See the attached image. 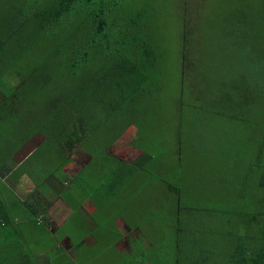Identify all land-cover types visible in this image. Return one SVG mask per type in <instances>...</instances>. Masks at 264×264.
<instances>
[{
	"label": "trees",
	"instance_id": "trees-1",
	"mask_svg": "<svg viewBox=\"0 0 264 264\" xmlns=\"http://www.w3.org/2000/svg\"><path fill=\"white\" fill-rule=\"evenodd\" d=\"M234 1L230 27L224 32L225 44L228 49L241 50V54L231 59L217 78L212 77L216 80L224 75L214 102L220 104L221 119L229 125H224L226 137L219 142V149L210 139L202 141L213 151L195 155V165L188 163L183 138L174 144L165 142L167 138L163 140L157 131L159 109L155 107L159 106L169 51L157 13L159 4L166 0H0V124L5 130H0V138L8 133L15 135L13 142L5 136L9 143L4 142L0 149V161L7 166L0 176L13 175L17 182L25 175L35 184L34 199L41 208L23 201L28 210L24 215L30 222L42 226L39 212L47 219V210L52 206L47 202V190L54 197L67 195L69 201V188L60 189L72 182L79 188V194L74 195L76 209L90 201L104 212L102 205L107 198L124 201L130 205L127 211L133 206L136 209L139 195L145 190L139 186L150 183L146 175L151 165L158 164L151 172L161 185L167 183L163 163L170 161L175 165L172 187L179 195L176 217L192 216L184 231L191 236L184 244L193 256L182 260L183 264H264V0ZM184 3L186 6L187 1ZM204 7L205 2L196 10L199 20H191L197 28L205 23ZM185 10L181 13L186 19L179 37L189 49L196 33L188 36L191 17ZM195 49L193 45V53ZM182 69V81L187 82L190 76H186L183 66ZM227 76L235 79L228 83ZM186 96L179 99L187 100ZM186 104L181 101L178 106ZM17 110L26 117H19ZM214 122L219 124L220 119ZM179 124L182 128V114ZM25 126L36 129L31 131ZM77 127L89 131L82 145L91 154L92 162L71 178L66 170L71 160L61 145L72 147L77 141ZM237 131L242 134L237 135ZM38 134L44 136L41 146L25 153L21 164L12 160L14 153ZM126 134L132 138L129 145L141 151L133 163L109 152ZM254 142L257 150L252 152ZM158 143L170 146L154 154ZM44 145L49 147L47 157L40 153ZM207 177L222 185L223 196L215 193L217 185L208 182ZM189 195L191 199L187 201ZM15 198V194L13 200L0 197V242L10 244L12 252L19 250L14 242L21 236H14L18 222H13L10 213L11 209H19L12 204ZM121 210L118 202L112 210L115 218ZM93 214L83 226L92 223L103 229L112 221L109 215L101 219L96 215L93 218ZM210 218L214 221L209 222ZM197 219L198 223H194ZM129 223L126 221L129 231L142 228L134 221ZM170 227L168 231L173 234L182 231L178 222ZM205 229H210V235L225 231L228 236L216 234L208 240L209 246L202 248ZM123 235L120 229L112 241L117 242ZM224 240H229L226 245ZM138 242H133L135 248ZM3 246L0 264H16L9 260ZM176 246L178 251L181 245L177 242ZM164 247L166 250L160 251L171 250L169 245ZM201 253L202 259H198ZM121 261L136 264L134 258Z\"/></svg>",
	"mask_w": 264,
	"mask_h": 264
},
{
	"label": "rangeland",
	"instance_id": "rangeland-1",
	"mask_svg": "<svg viewBox=\"0 0 264 264\" xmlns=\"http://www.w3.org/2000/svg\"><path fill=\"white\" fill-rule=\"evenodd\" d=\"M186 1V6L184 5V0H166L165 4H159L158 6V21L161 22V30L165 33L164 36L167 40V48L169 51H166L167 57L166 63L164 64L166 74L163 86L161 87L162 94L158 100L159 106L155 107L159 109L157 112L156 124L159 126L157 130L159 136H161L163 140L164 138H167L164 140L165 142H173L174 144L178 143L179 139L183 138L182 147L186 149V157L189 160L188 163H194L197 165L196 159H198V156L195 155L203 156L209 151H213L211 147L205 146L202 141L204 139H210L213 141L217 149H219V142L221 143L223 137H226L225 134L227 129L225 126L229 125L225 119H221L223 118L221 116L223 113L220 104L214 102L215 96H219L217 89L219 88V84L224 81V75L216 80L212 77L217 78L219 72L226 69L225 65L228 64L231 59L234 60L238 57L236 56L237 54H241V50H233L231 49L232 47L228 49L227 46L229 45L225 44L224 32L230 27L228 22L230 21V15L233 12L234 0ZM204 2L205 7L203 9V14L206 17L205 23L204 21L201 22L197 28L194 23L195 19L199 20V18H197L196 10L198 11ZM236 3L242 4L244 2L236 1ZM182 9H186L185 12H187V16L191 17L188 20V22L190 21L187 31L188 36H192L196 33L195 43H190L189 49H186L187 46L183 44V40L179 37V31H183L182 23L186 19V17L181 14L184 12H182ZM192 19L194 20L191 21ZM228 32L231 33L230 31ZM196 43H198V46ZM193 45H196L194 53L192 52ZM180 53H187V56L183 54L182 56ZM182 66L185 68L187 73L186 76H190L186 77L190 78L187 82L182 81L184 75ZM236 68L237 66L235 69ZM226 72H228V70ZM225 79H227L229 83L235 78L227 76ZM184 94L187 95V100L179 99V96ZM181 101L188 103L186 104L187 106L185 105L182 108L179 107L178 105ZM17 114L22 119L26 117V113H23L22 110L18 111ZM181 114L183 120L182 128L179 124V116ZM219 119V124H215L214 121H219ZM27 124L28 123L24 125ZM25 128L28 130L31 129V131L36 129V127L32 126H25ZM0 130L5 131L2 124H0ZM76 133L77 141L71 145L72 147L69 148L66 144L61 145L65 154L71 160L66 168L67 173L71 178L92 162L91 154L86 151L82 145L85 140L88 139L89 131L82 127H77ZM239 134L242 133L237 131V135ZM5 136L10 138L11 142L15 139L14 133L12 135L10 133L4 135L0 138V149L4 142L9 143ZM5 139L7 141H5ZM147 139L149 138H144V140ZM131 140L132 138H130L129 134L124 135L112 145L109 152L127 162H135L141 155V151H138L132 145H129ZM44 141L43 135L38 134L34 136L24 146L27 149L26 153L30 154V152L39 148ZM60 141L61 140H58L57 142L60 144ZM253 145L254 148L251 149L252 152H254V149L257 150L255 142ZM44 146L46 147H43V149L40 150V153L42 156L47 157L49 154L47 149L49 147L48 145ZM167 146L170 145L166 143L156 144L153 149L154 154H156L159 149ZM24 147L14 153L12 160L15 159V156L18 153L22 152ZM197 150H200V152ZM201 150L205 153H202ZM192 152L193 154H191ZM205 162L203 163L207 165V161ZM6 167L5 162L0 161V171ZM157 167L158 164L155 162L153 163V166L151 165L150 169L155 172ZM151 170L149 171L150 173L146 175V179H148L150 183L148 182L146 184L147 187L143 183L139 186L141 189H145L141 192L142 195H139V201L136 203L139 204L140 202V204L138 206L136 205V209L133 206L131 211H127L130 205L126 206L124 201L119 199L109 200V198L105 199L104 204L102 205L105 210L104 212L99 211L96 204L94 205V203L90 201H85L81 210L80 207L76 209L75 202L77 198L75 199L74 195L79 194V188L75 182H72L71 185L70 183L65 184V187L61 189L58 186L60 190L69 188L72 193L71 197H69V201L67 195H65L66 198H61L59 196L54 197L55 194L47 190L50 195V197L47 198V202L52 203V206L57 205L56 208L59 209L50 208L47 210L48 220L45 221L46 223L41 222L42 226L32 222L27 223L26 220H24V218L28 216L27 214L26 216L24 215L28 210L25 209L23 201H25V203L29 202L34 207L37 206L38 208H41L34 199L35 193L33 192V189L35 184L33 181L26 177L25 180H19L16 182L15 176L10 175L8 180L3 182V180H1L2 177L0 176L1 194L12 193V188L16 193V198L12 204L14 207H19V209H16L14 212L15 217L18 219L14 236L20 235L21 232L23 233L21 238L20 236L16 237L17 242H14L15 247L19 250L12 252L10 244L4 245L3 242H0V248L4 245L3 248L7 257L11 262L16 264H34L37 262L41 264V259L46 254L45 252L51 247L54 248V251H51L45 259H52L53 264H118V261L126 259V257L131 259L134 258L136 264H143V261L145 262L144 264H183L185 258L187 259L189 257L191 259L193 256L190 255L191 249L186 248V244H184L187 240L189 241L191 236L190 233H185L184 231L188 228L192 216L176 217L175 210L179 205L176 206L177 203H175V201H178L179 195L177 194V188L172 187V175L175 170V165L174 163L170 164V161H165L163 163V170L165 171V180H167V183L161 185ZM214 172L215 174H218L217 171ZM54 176L56 177L57 174L55 173ZM225 178H228V176L226 175ZM207 181H211L217 185L215 193L223 196L222 191L224 188L222 185L217 184L215 179H212L211 177H207ZM10 185H12V187ZM7 186L10 188H7ZM90 189L91 187H89V191ZM205 190L207 191V189ZM211 190L214 189H210V191ZM187 199V201H189L191 195L187 196ZM252 199L256 204L257 199L255 197ZM118 202H121L122 210L118 217L115 218L114 211L112 210ZM46 207L47 205L45 208ZM221 207L225 206L221 205ZM42 208H44L43 204ZM94 212L95 215L101 219H106L109 215L108 218H111L112 221L107 222L103 229L98 227L97 224L92 223L83 226ZM80 214H83L84 216ZM134 214L135 216L132 219V215ZM95 215L93 214V218H95ZM68 216L70 217L68 218ZM128 217L131 219H128ZM126 221L128 223L132 221L139 223L142 228L134 232L129 231ZM198 221L199 219L195 220L194 223H198ZM211 221H214V219L210 218L209 222ZM177 222L181 226V233L173 234L172 231H168L171 228L170 226ZM62 223L64 224L62 225ZM46 225L50 227L62 226L57 230L55 237L52 232L48 230ZM209 225L214 227L213 223H209ZM117 227L119 228L118 230H116ZM120 229L125 235V238L118 242L112 241V237ZM203 231H205L206 234L203 236L205 242L200 241L202 248L208 245V240L215 238L216 234L218 237H220V235H223V237L228 236L225 231H215L216 234L214 235H210V229H205ZM70 236L75 238L73 239V243H71L69 239L64 240V242L62 241L63 243L61 244L58 243L57 239L61 241ZM85 236L90 238L91 242L95 240V246L93 245L92 247L87 241L85 244L78 247L77 243ZM38 237H40L43 242L40 245H38L37 242ZM105 237L109 238L105 239ZM135 241H139L136 248L133 246V242ZM228 241L224 240L223 242L226 245ZM177 242L179 243V246L181 245V248L178 251L175 250ZM165 245H169L171 250L168 252H164V250L160 251V249L166 250L164 247ZM219 245L222 246V243L219 242ZM116 247L120 251V255L116 252ZM28 248H31V250L29 251ZM65 248L71 250L70 255ZM134 249H137L136 255ZM202 255V253L199 254L198 259H202ZM178 258L180 259L177 260ZM64 259H66L68 263H64ZM120 264H122V261Z\"/></svg>",
	"mask_w": 264,
	"mask_h": 264
},
{
	"label": "crops",
	"instance_id": "crops-1",
	"mask_svg": "<svg viewBox=\"0 0 264 264\" xmlns=\"http://www.w3.org/2000/svg\"><path fill=\"white\" fill-rule=\"evenodd\" d=\"M26 151H27V149H26V147H24L23 149H22V152H20V153H18L17 155H16V162H17V164H21L25 159H26V156H25V153H26ZM17 158H18V160H17ZM27 176H23L22 178H20L19 180H25V178H26ZM28 178V177H27ZM2 180H3V182H6L7 180H8V176H4V177H2ZM11 187H12V185H10ZM7 188H10V187H8L7 186ZM14 194L16 195V193L14 192V190H13V188H12V193H5V194H1V187H0V197L1 198H3V199H8V200H13V198H14ZM95 205V204H94ZM57 207V205H54V206H51V209H59V208H56ZM16 208V207H15ZM71 209V208H70ZM72 210V209H71ZM80 210H81V207H80ZM14 212L15 211H13V209H11L10 210V213H11V216H12V220H13V222L14 223H17L18 222V219L15 217V214H14ZM48 212V211H47ZM72 214H73V211H72ZM44 215H45V213H44ZM46 216H47V214H46ZM70 216H71V214H70ZM70 216H68V218L70 217ZM82 216H84L83 214H82ZM40 217V218H39ZM67 218V219H68ZM38 219H39V221H40V223L42 222V223H46L45 221H47L48 219H45V217L43 216V214H41L40 212L38 213ZM40 219H43V220H40ZM24 220H26V222L27 223H30V220L26 217V218H24ZM49 222V221H48ZM89 222H90V220H89ZM64 223H62V225H63ZM90 224V223H89ZM62 225H59V226H57V227H50V226H47V228H48V230L49 231H51L52 232V234L56 237V233H57V230L62 226ZM21 232V231H20ZM22 232H21V236H22ZM21 236H20V238H21ZM106 238H109V237H105V239ZM123 238H125V235H123ZM123 238H121L120 239V241H122V239ZM66 239H69L70 241H71V243H73V241H72V236H70V237H66L65 239H62L61 241L59 240V239H57L58 240V242L61 244V243H63L64 242V240H66ZM103 239V238H102ZM38 241V245H40V244H42L43 242H42V240L40 239V237H38V239H37ZM91 239L90 238H88L87 236H85L83 239H80L79 240V242L77 243L78 244V247H80L81 245H83V244H85L87 241L89 242V244H91V246L93 247V245L95 246V244H94V241L93 242H91L90 241ZM63 241V242H62ZM119 241V240H118ZM117 241V242H118ZM73 245V244H72ZM71 245V246H72ZM117 251H119L118 250V248L116 247L115 248ZM65 250L66 251H68V254L70 255V252H71V250L70 249H66L65 248ZM51 251H54V248L53 247H51V248H48V250L45 252L46 254L44 255V257L41 259V264H53L52 263V259H45V257L48 255V254H50V252ZM56 251V250H55ZM120 252V251H119ZM39 261V260H38ZM63 262L64 263H66L67 262V260L66 259H64L63 260ZM68 263V262H67ZM36 264H39V262H37ZM70 264V263H69Z\"/></svg>",
	"mask_w": 264,
	"mask_h": 264
}]
</instances>
